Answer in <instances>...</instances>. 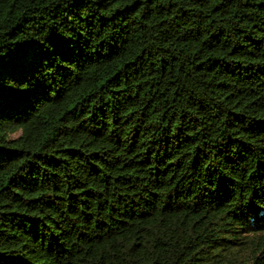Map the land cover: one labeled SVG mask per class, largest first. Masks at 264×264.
Listing matches in <instances>:
<instances>
[{"label":"trees","instance_id":"1","mask_svg":"<svg viewBox=\"0 0 264 264\" xmlns=\"http://www.w3.org/2000/svg\"><path fill=\"white\" fill-rule=\"evenodd\" d=\"M0 264H264V0H0Z\"/></svg>","mask_w":264,"mask_h":264}]
</instances>
